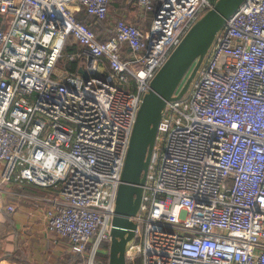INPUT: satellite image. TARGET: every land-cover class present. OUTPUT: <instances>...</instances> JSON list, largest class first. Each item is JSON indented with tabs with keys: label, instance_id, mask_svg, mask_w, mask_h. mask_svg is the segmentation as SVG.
<instances>
[{
	"label": "built area",
	"instance_id": "obj_1",
	"mask_svg": "<svg viewBox=\"0 0 264 264\" xmlns=\"http://www.w3.org/2000/svg\"><path fill=\"white\" fill-rule=\"evenodd\" d=\"M125 2L151 27L117 21L100 41L77 13L104 24L111 0H0L3 180L54 189L48 231L76 254L91 245L88 264L110 242L143 98L217 0ZM69 45L89 80L58 73ZM205 61L159 125L127 263L264 264V0L240 7Z\"/></svg>",
	"mask_w": 264,
	"mask_h": 264
},
{
	"label": "water",
	"instance_id": "obj_2",
	"mask_svg": "<svg viewBox=\"0 0 264 264\" xmlns=\"http://www.w3.org/2000/svg\"><path fill=\"white\" fill-rule=\"evenodd\" d=\"M247 0H217L184 37L150 84L139 109L119 188L110 231L109 264H128L126 251L135 239L142 199L159 125L169 103L188 92L218 35ZM84 80L89 75L81 69Z\"/></svg>",
	"mask_w": 264,
	"mask_h": 264
},
{
	"label": "crops",
	"instance_id": "obj_3",
	"mask_svg": "<svg viewBox=\"0 0 264 264\" xmlns=\"http://www.w3.org/2000/svg\"><path fill=\"white\" fill-rule=\"evenodd\" d=\"M85 12L77 13V19H84ZM138 9L129 7L125 0H111L108 21L95 29L100 41L113 36L114 23L125 21L147 31L152 19ZM113 23V25H112ZM9 19L0 12V31L7 30ZM72 49V45H69ZM75 46L73 52L78 53ZM79 50V48H78ZM69 51L58 65V73L80 75L78 61H70ZM76 72L69 70L70 66ZM4 165L0 163V264H88L87 255L76 254L69 241L59 239L48 231L47 212L50 202L56 196L54 189H40L30 184L5 182Z\"/></svg>",
	"mask_w": 264,
	"mask_h": 264
},
{
	"label": "trees",
	"instance_id": "obj_4",
	"mask_svg": "<svg viewBox=\"0 0 264 264\" xmlns=\"http://www.w3.org/2000/svg\"><path fill=\"white\" fill-rule=\"evenodd\" d=\"M84 16V19L81 18V16L78 17V20L91 26V28L94 29V31L96 30L95 28H97V26L95 27L94 25V20L87 16L86 15H83ZM95 27V28H94ZM96 33L97 30H96ZM75 50V46L72 47V49H70V47H67V51L70 52V54H74L75 52H73ZM74 66H70L69 70H71L72 72H76L77 68L75 67L76 63H73ZM103 245H100L101 249H99V252L96 254V257H95V261H94V264H109V250H110V242L109 241H104L102 242ZM91 248L92 246L90 245L88 250L83 253L82 255H87L88 259H89V256H90V253H91ZM130 264V263H128ZM132 264H138L136 262L132 263Z\"/></svg>",
	"mask_w": 264,
	"mask_h": 264
},
{
	"label": "rangeland",
	"instance_id": "obj_5",
	"mask_svg": "<svg viewBox=\"0 0 264 264\" xmlns=\"http://www.w3.org/2000/svg\"><path fill=\"white\" fill-rule=\"evenodd\" d=\"M151 16L149 15V17L148 18H150ZM113 24V23H112ZM97 30H98V28H97ZM95 32H96V30H95ZM205 63H206V61H205ZM204 67V66H203ZM136 69H138V67H136ZM101 245H103V243L101 244ZM100 249H101V247H100ZM91 255V254H90Z\"/></svg>",
	"mask_w": 264,
	"mask_h": 264
}]
</instances>
